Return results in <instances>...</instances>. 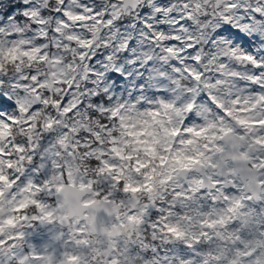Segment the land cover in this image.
Returning a JSON list of instances; mask_svg holds the SVG:
<instances>
[{"label": "clouds", "instance_id": "1", "mask_svg": "<svg viewBox=\"0 0 264 264\" xmlns=\"http://www.w3.org/2000/svg\"><path fill=\"white\" fill-rule=\"evenodd\" d=\"M20 2L0 0V20L10 11L15 16ZM169 3L157 19L159 0H68L72 19L48 47L29 37L28 29L15 39L9 37L12 29L0 35V118L11 123L15 138L0 147L19 157V141L22 154L32 159L20 165V178L33 180L34 198L52 214L33 233H40L38 247L55 249L54 264H64V244L80 229L107 253L103 264H174L171 257L179 260L182 246L197 242L206 254L219 255L216 264H264V146L230 139L228 151L238 144L235 151L247 158L221 160L204 149L207 139L182 131L214 123L209 136L219 127L247 135L233 118L218 114L202 84L219 57H227L222 71H228L246 64L245 54L264 52L261 21L244 30L236 26L241 14L251 17L248 10L264 0H190L187 8L184 0ZM189 13L194 22L177 29V16L184 20ZM213 94L226 103L222 90ZM189 105L199 115L189 118ZM176 131L179 136L172 135ZM254 135L264 137V128ZM197 152L212 163L184 168L175 162ZM105 160L111 173L99 172ZM33 164L35 175L29 171ZM140 165L147 167L137 172ZM117 175L139 191L125 192L112 179ZM28 214L42 215L39 208ZM121 223L118 235L107 238L103 229ZM80 254L86 264L100 260L91 250Z\"/></svg>", "mask_w": 264, "mask_h": 264}, {"label": "snow or ice", "instance_id": "2", "mask_svg": "<svg viewBox=\"0 0 264 264\" xmlns=\"http://www.w3.org/2000/svg\"><path fill=\"white\" fill-rule=\"evenodd\" d=\"M190 0H184L183 7L187 8ZM194 3V0H191ZM68 0H21L16 5V15L13 16L10 11L7 16L0 20V35H2L5 29H12L9 33L10 39H15L19 35L24 34V30L28 29V36L36 40L42 47L49 46V39L55 40L57 34L60 32L61 25H65L70 19L71 13L67 8ZM167 6L171 8L169 0H159V6L156 11L160 13L157 19H160L166 15L163 8ZM233 5H228L232 7ZM198 7V5H197ZM90 10V9H89ZM252 15L251 17H245L242 14L238 17L239 23L236 25L241 30L250 26V21H261L264 25V3H258V5L249 9ZM173 15H176L175 13ZM76 19L85 20L87 17L79 16ZM178 23L177 29H180V25H188L190 21H193L191 13L187 19L180 20L177 16ZM227 19V17H225ZM7 21V23H5ZM194 22V21H193ZM109 23L111 20L109 19ZM151 26V20L147 21ZM49 24H53L55 27L49 28ZM147 31V28L145 29ZM40 51L41 48H37ZM170 52L171 49L169 48ZM192 49H189L191 52ZM260 50H258L259 52ZM29 53L25 52L24 55ZM233 57H236V53H232ZM16 59L15 56L12 57ZM197 57H193L190 61L192 64H196ZM219 63L214 65L215 72L208 73V79L202 84V87L209 89L210 103L216 108L219 115H227L229 118H233L236 125L239 128L244 129L247 135H233L235 129L232 127H219L218 131L211 136L208 135L210 128H217L216 124H211L210 127H188L186 134L199 138H204L209 141L203 147L207 152L215 151L220 155V159H246V155L235 151L238 144L232 145V151H228V144L230 139L244 142L246 145H261L264 146V137H256L254 130L256 128H264V52H260L259 55L245 54L242 59L247 63L241 65L239 69L229 67L228 71H222L225 68L224 61L226 56L219 57ZM241 59V57H236ZM212 60H217V57H212ZM207 71V69H205ZM196 80H201L199 75L195 76ZM33 83H36L35 74L32 75ZM242 82L247 87H237L236 82ZM24 83H27L25 78ZM219 88L222 90V98L226 100V103H220L217 96L213 94L214 90ZM167 107V105H165ZM203 108V105H200ZM233 110L238 113L236 117H233ZM189 112L191 118L192 115H199V113L189 105ZM187 123V121H186ZM145 132H139L135 135L143 136ZM172 135L179 136L180 132H173ZM15 139L13 136V129L11 123L4 122L3 118H0V141ZM138 143H143L137 141ZM188 144L194 143L193 140H188ZM211 145V146H210ZM12 147V145H9ZM14 151L21 153L19 157H15L12 151H5L3 147H0V264H54V256L56 254L55 249L51 245L44 247L34 246L29 241V237L33 234V229L39 224H44L51 217L50 212H46L45 206L37 201L34 196V188L37 187L33 183V180L29 178L27 183L21 179L22 169L20 167L26 160L32 164L31 157L26 158L22 153L25 151L21 147L20 142L15 144ZM154 152L155 149H152ZM187 161V163H185ZM205 161L212 163L211 160L205 155V152H197L195 156H181L175 157V162L182 167L187 168L189 165L203 164ZM104 167L99 169L100 173H104L106 170L111 173L113 171L112 166L108 162L102 161ZM215 166V165H213ZM46 165L41 162L39 168H45ZM147 167V165H140L136 171L139 172L140 168ZM33 174H37L36 166L33 164ZM116 185L123 187L125 192L139 191V189L132 188L129 185H123L120 176H114L112 178ZM112 187H115L113 185ZM110 193L105 192L104 201L109 200ZM30 208H39L42 213L41 216L29 215L28 210ZM105 211H108L107 209ZM235 211V209H233ZM119 219V216H116ZM130 221H135V216L128 218ZM121 225H113L111 228L105 227L103 229L107 238L111 239L113 236L118 235V228ZM214 225H208L213 227ZM92 231H96L95 228ZM175 232L176 229H170ZM218 235V234H217ZM73 238L65 242L64 244V264H86L81 251L91 250L95 256L99 257L98 264H103L102 256L107 254L103 249L94 248V243L90 239V233L83 229L78 230L72 234ZM57 240L61 237L57 236ZM259 243V242H257ZM206 246H201L199 242L195 245H184L179 250L180 259L177 260L176 256H172L171 259L174 264H182L183 261H191L192 264H216L219 260V255L216 253H207L205 251ZM247 247V246H245ZM259 264V262H258Z\"/></svg>", "mask_w": 264, "mask_h": 264}, {"label": "rangeland", "instance_id": "3", "mask_svg": "<svg viewBox=\"0 0 264 264\" xmlns=\"http://www.w3.org/2000/svg\"><path fill=\"white\" fill-rule=\"evenodd\" d=\"M30 243H32L34 246H42L40 244V233L39 231L34 232L30 237H29Z\"/></svg>", "mask_w": 264, "mask_h": 264}]
</instances>
